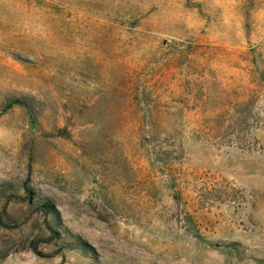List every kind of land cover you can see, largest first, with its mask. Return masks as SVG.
Returning <instances> with one entry per match:
<instances>
[{
	"label": "rangeland",
	"instance_id": "374dc122",
	"mask_svg": "<svg viewBox=\"0 0 264 264\" xmlns=\"http://www.w3.org/2000/svg\"><path fill=\"white\" fill-rule=\"evenodd\" d=\"M0 264H264V0H0Z\"/></svg>",
	"mask_w": 264,
	"mask_h": 264
},
{
	"label": "trees",
	"instance_id": "16d2710c",
	"mask_svg": "<svg viewBox=\"0 0 264 264\" xmlns=\"http://www.w3.org/2000/svg\"><path fill=\"white\" fill-rule=\"evenodd\" d=\"M40 209H42V211H44L46 214H50L53 213L54 211L57 210L56 206L51 203L50 201H44L41 204H38ZM34 249H37L36 245H33Z\"/></svg>",
	"mask_w": 264,
	"mask_h": 264
}]
</instances>
